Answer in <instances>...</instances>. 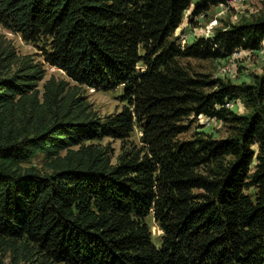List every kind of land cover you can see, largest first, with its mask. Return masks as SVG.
Returning <instances> with one entry per match:
<instances>
[{
    "label": "trees",
    "instance_id": "16d2710c",
    "mask_svg": "<svg viewBox=\"0 0 264 264\" xmlns=\"http://www.w3.org/2000/svg\"><path fill=\"white\" fill-rule=\"evenodd\" d=\"M228 1L0 0V24L42 42L45 63L123 102L100 119L65 80L40 91V63L0 35V264L17 245L47 264H264V71L234 83L183 62L258 50L264 16L174 38L191 5ZM191 116L228 134L183 139Z\"/></svg>",
    "mask_w": 264,
    "mask_h": 264
},
{
    "label": "rangeland",
    "instance_id": "374dc122",
    "mask_svg": "<svg viewBox=\"0 0 264 264\" xmlns=\"http://www.w3.org/2000/svg\"><path fill=\"white\" fill-rule=\"evenodd\" d=\"M195 1V0H194ZM192 5L184 12L183 19L179 27L174 32V38L183 46L193 42L197 37H208L213 30L226 23H241L250 21L257 17L264 16V0H230L227 3L210 5L207 10L199 15H192ZM190 15H192L190 19ZM0 35L9 40L18 55L29 54L34 61L40 63L44 69V78L38 82L37 88L42 91L43 83L50 75L57 80H65L67 88L72 89L76 97L86 105V110L95 117L104 119L119 111L123 106L121 101L122 88L109 90L97 89L79 85L68 78L64 71L44 62L42 57L43 43L25 42L17 33L10 31L0 24ZM196 72L208 74L212 78L222 77L234 83L250 82L253 74H260L264 71V43L258 50L236 49L230 55L217 59H184ZM237 113H244L246 109L241 101H235L230 106ZM194 118L191 116L190 120ZM203 132L214 138H222L228 134V129L221 123L211 120L206 121L204 117H198L190 123V128L186 133L181 134V138H191L193 135ZM139 132L135 129L128 137L129 141L137 143ZM94 143L107 147L109 152L116 156L120 152L122 141L112 137H101L93 140ZM37 167L44 169L43 159L38 156L33 160ZM151 228L152 239L158 243V235L161 230L148 218ZM11 250L5 251V264H47L44 259L35 251L28 248L24 251L19 245Z\"/></svg>",
    "mask_w": 264,
    "mask_h": 264
},
{
    "label": "built area",
    "instance_id": "2783aa9c",
    "mask_svg": "<svg viewBox=\"0 0 264 264\" xmlns=\"http://www.w3.org/2000/svg\"><path fill=\"white\" fill-rule=\"evenodd\" d=\"M232 104H233V103H228L227 105H229V107H230V106H232ZM204 118H205V117H204ZM205 120L209 122V121H211V120H213V119L205 118Z\"/></svg>",
    "mask_w": 264,
    "mask_h": 264
}]
</instances>
